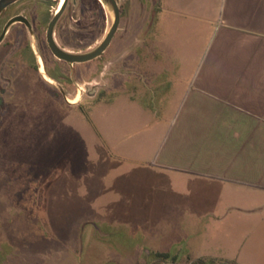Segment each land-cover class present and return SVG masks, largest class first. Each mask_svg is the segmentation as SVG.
<instances>
[{"label":"rangeland","instance_id":"1","mask_svg":"<svg viewBox=\"0 0 264 264\" xmlns=\"http://www.w3.org/2000/svg\"><path fill=\"white\" fill-rule=\"evenodd\" d=\"M119 1L127 7L110 48L90 63L92 83L81 79L68 101L36 85L7 97L0 264H264V193L169 168L157 152L175 100L165 104L159 83L151 90L133 74L140 25L141 67L157 70L164 84L165 74L181 69L175 77L183 81L204 62L231 67L208 55L217 24L241 0ZM78 5L77 20L69 11L59 25L58 42L87 53L115 15L103 0ZM125 48L126 83L110 88ZM176 87L175 97L184 89Z\"/></svg>","mask_w":264,"mask_h":264},{"label":"crops","instance_id":"2","mask_svg":"<svg viewBox=\"0 0 264 264\" xmlns=\"http://www.w3.org/2000/svg\"><path fill=\"white\" fill-rule=\"evenodd\" d=\"M240 2L231 6L230 19L217 24L208 55L230 59L231 67H206L204 62L183 81L175 77L181 69L162 73L169 77L164 84L157 70L141 67L143 55L137 44L144 43V31L140 25L133 43V74L151 90L159 83L165 104L175 100L172 126L157 152L169 168L264 193V16H257L259 11L264 13V6L260 10L249 0ZM251 11L253 15L247 14ZM126 49L123 66L109 73L110 88L126 83L132 63ZM177 85L184 89L175 97Z\"/></svg>","mask_w":264,"mask_h":264},{"label":"flooded vegetation","instance_id":"3","mask_svg":"<svg viewBox=\"0 0 264 264\" xmlns=\"http://www.w3.org/2000/svg\"><path fill=\"white\" fill-rule=\"evenodd\" d=\"M78 1L18 0L0 13V119L7 106V97L14 91L28 90L36 85L55 99L59 95L68 101V93L76 91L81 79H87L88 85L92 83L95 70L90 63L100 58L111 45L101 56L84 63L70 64L58 58L54 51L59 47L69 53L84 54L69 50L58 42V27L66 13L70 11L71 19L77 20ZM115 1L121 24L122 12L127 6ZM138 6L144 8L146 5Z\"/></svg>","mask_w":264,"mask_h":264},{"label":"water","instance_id":"4","mask_svg":"<svg viewBox=\"0 0 264 264\" xmlns=\"http://www.w3.org/2000/svg\"><path fill=\"white\" fill-rule=\"evenodd\" d=\"M16 1H18V0H0V13L7 6L15 3ZM103 1H105L107 4H109L113 7V11H114V15H115V21L113 23V26L111 27L109 33L107 34V36L105 37L103 42L93 51H90V52L84 53V54H73V53H69V52L62 50L59 47H58V50L54 48V51H55L56 55L58 56V58L66 60L70 64L84 63V62H88V61H91V60L98 58L108 49V47L111 45L115 35L117 34V32L120 28V11H119V8H118L115 0H103ZM59 15L60 14H58V17H59ZM54 23H55V20L52 23L51 28L53 27Z\"/></svg>","mask_w":264,"mask_h":264},{"label":"bare ground","instance_id":"5","mask_svg":"<svg viewBox=\"0 0 264 264\" xmlns=\"http://www.w3.org/2000/svg\"><path fill=\"white\" fill-rule=\"evenodd\" d=\"M76 101V100H75ZM72 103H76V102H72Z\"/></svg>","mask_w":264,"mask_h":264},{"label":"trees","instance_id":"6","mask_svg":"<svg viewBox=\"0 0 264 264\" xmlns=\"http://www.w3.org/2000/svg\"><path fill=\"white\" fill-rule=\"evenodd\" d=\"M165 256H167L168 257V255L166 254Z\"/></svg>","mask_w":264,"mask_h":264}]
</instances>
